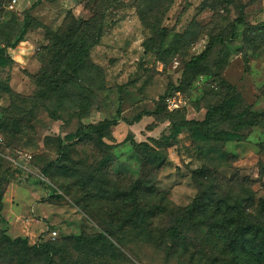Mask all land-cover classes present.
I'll return each instance as SVG.
<instances>
[{
  "label": "rangeland",
  "instance_id": "374dc122",
  "mask_svg": "<svg viewBox=\"0 0 264 264\" xmlns=\"http://www.w3.org/2000/svg\"><path fill=\"white\" fill-rule=\"evenodd\" d=\"M11 1L0 0V49L25 24L28 30L0 69V136L8 147L0 150L16 161L19 152L33 159L25 179L0 159V232L41 249L57 243L49 258L29 253L30 264H189L169 256L168 230L201 191L229 203L264 199V0H176L159 25L165 36L144 26L139 8L146 0H41L29 17L38 0H18L12 10ZM103 13V36L90 53L102 74L91 70L88 76L97 81L79 97L89 101L88 110L67 103L55 121L40 97L47 32L70 15L97 25ZM211 41L207 60L185 74ZM176 93L183 105L171 111L166 102ZM232 94L240 102L232 123L221 129L241 124L243 141L197 143L187 132L168 145L163 141L173 123L202 121L210 106ZM92 126H99L100 137L88 130ZM80 129L89 137L67 143L66 135ZM61 145H70L62 162ZM62 165L72 170L68 179ZM57 183H73V197ZM142 184L150 189L135 191L136 207L126 196ZM104 230L112 233L106 242L77 240L99 238ZM14 260L0 264H20L19 256Z\"/></svg>",
  "mask_w": 264,
  "mask_h": 264
},
{
  "label": "trees",
  "instance_id": "16d2710c",
  "mask_svg": "<svg viewBox=\"0 0 264 264\" xmlns=\"http://www.w3.org/2000/svg\"><path fill=\"white\" fill-rule=\"evenodd\" d=\"M41 0L34 3L26 12L34 9ZM176 0H146L145 7L139 8L140 17L144 26L148 30L162 33L165 36L166 29H160L163 16L170 10ZM64 25L57 31H48L47 38L49 45L46 47L45 58L47 61V69L42 68V76L45 79L40 81L42 91L40 93L41 101L50 117L58 121L60 120L59 109L67 103H81V108L88 110L89 101L79 100L80 96H84L86 84L93 85L96 79H91L88 75L91 70L100 74L101 70L90 61V53L93 48L101 42L104 29L105 14L103 13L99 23L84 19H78L74 15L67 17ZM28 24H25L15 37L14 41H8L5 47L0 49V69L9 65L8 49L14 48L22 42L27 34ZM214 41L210 42L206 50L192 58L186 65L185 74L190 70L202 65L207 60L208 54L212 48ZM85 82V83H84ZM10 88H8V92ZM78 97V98H77ZM165 102V96L160 98V103ZM240 102L238 95H230L221 104L210 106L206 113L205 119L202 121H180L173 123L168 137H163V141L168 145L176 140L178 136L187 132L190 138L197 143L210 142H241L244 136L240 133L242 125H238L230 130H223V124H230L234 118V111ZM160 110V109H159ZM142 118V115L139 119ZM255 121H250L249 126H255ZM87 129V128H86ZM88 130L97 133L100 137L99 126L89 127ZM88 132L80 129L76 134H68L65 140L69 144L76 141H84L88 136ZM6 142V140L4 139ZM119 145V144H118ZM116 145V146H118ZM67 146L61 145L58 161H63L66 156L64 151ZM111 146L109 148H115ZM139 147L149 148L146 144H139ZM0 159L11 161L5 157L0 150ZM54 163H50L48 167L42 170L43 175L50 176V167ZM63 166L65 178L68 179L72 174L67 166ZM11 169V168H10ZM16 172V170H12ZM197 171L196 174H200ZM56 177V176H55ZM57 186L64 190L66 194L73 197L74 184L68 183ZM86 196H90V190L87 185H83ZM146 188V184L136 185L130 191V200L132 204L139 207L137 195L135 191H142ZM4 190L0 191V203H3ZM77 205L81 206L79 201ZM164 206H159L158 211L162 212ZM83 208V207H82ZM138 208L134 209V215ZM182 219L176 226L168 230V238L173 242L172 247L167 249L169 256L175 255L177 258L186 260L189 264H264V199L258 202L249 197L245 203L237 200L235 203H229L227 199L219 198L212 193L201 191L195 198L194 202L186 209L180 210ZM133 219L127 218L129 221ZM145 219V218H144ZM142 218V221L144 220ZM130 222V221H129ZM107 235L112 236L110 231H103L99 238L77 240L85 242H106ZM57 243L50 242L44 249L37 246H31L29 239L23 237L11 238L5 230L0 232V260L13 263L16 256L20 257V264H30L27 256L31 252H42L49 258L57 252ZM19 263V262H18ZM50 264H55L53 260Z\"/></svg>",
  "mask_w": 264,
  "mask_h": 264
},
{
  "label": "built area",
  "instance_id": "2783aa9c",
  "mask_svg": "<svg viewBox=\"0 0 264 264\" xmlns=\"http://www.w3.org/2000/svg\"><path fill=\"white\" fill-rule=\"evenodd\" d=\"M17 2L18 0H12L9 5V9L11 10L14 9ZM166 103L168 105L169 110L171 111L180 109L183 105L182 99L180 98V93H176V96L168 98ZM0 146H6L1 136H0ZM17 157L19 161H16L15 159H12L10 157H8V159L15 167L22 169L24 172L29 171V164L31 163L33 156L28 153L19 152ZM56 238H57V232L53 231L51 234V239L56 240Z\"/></svg>",
  "mask_w": 264,
  "mask_h": 264
},
{
  "label": "crops",
  "instance_id": "0c3cea01",
  "mask_svg": "<svg viewBox=\"0 0 264 264\" xmlns=\"http://www.w3.org/2000/svg\"><path fill=\"white\" fill-rule=\"evenodd\" d=\"M12 168H13V170H16V172L19 173L23 177V179H25V177H24V171L22 169L17 168L15 166L12 167Z\"/></svg>",
  "mask_w": 264,
  "mask_h": 264
}]
</instances>
